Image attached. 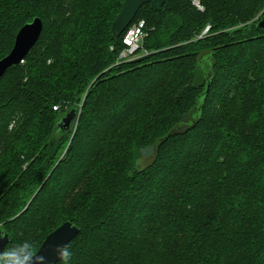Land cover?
Here are the masks:
<instances>
[{
  "label": "trees",
  "instance_id": "16d2710c",
  "mask_svg": "<svg viewBox=\"0 0 264 264\" xmlns=\"http://www.w3.org/2000/svg\"><path fill=\"white\" fill-rule=\"evenodd\" d=\"M124 2L0 0V60L44 23L0 80L6 248L71 222L70 264H264V0L147 4L129 61Z\"/></svg>",
  "mask_w": 264,
  "mask_h": 264
},
{
  "label": "water",
  "instance_id": "95a60500",
  "mask_svg": "<svg viewBox=\"0 0 264 264\" xmlns=\"http://www.w3.org/2000/svg\"><path fill=\"white\" fill-rule=\"evenodd\" d=\"M165 2L166 0H125L120 13L112 24L111 33L113 39H119L124 34L143 6L150 4L153 10L158 11L162 9ZM259 27L264 28V18L259 23ZM43 29L44 23L42 19L36 17L19 30L11 52L0 60V80L8 70L24 63L28 54L40 39ZM77 120V112L73 109L60 121L59 128L69 130L74 121ZM79 233L80 230L76 226H73L71 222H66L46 238L37 252L47 255L51 247L66 243L69 245ZM9 241V235L7 234V238L0 241V246L7 247ZM49 258L52 259L53 257L49 256Z\"/></svg>",
  "mask_w": 264,
  "mask_h": 264
},
{
  "label": "clouds",
  "instance_id": "9594fccd",
  "mask_svg": "<svg viewBox=\"0 0 264 264\" xmlns=\"http://www.w3.org/2000/svg\"><path fill=\"white\" fill-rule=\"evenodd\" d=\"M5 238L7 232L0 225V241ZM49 256L53 258L50 259ZM72 256L67 243L54 245L47 255L37 252L36 243L32 239H25L11 248L0 246V264H70Z\"/></svg>",
  "mask_w": 264,
  "mask_h": 264
},
{
  "label": "built area",
  "instance_id": "2783aa9c",
  "mask_svg": "<svg viewBox=\"0 0 264 264\" xmlns=\"http://www.w3.org/2000/svg\"><path fill=\"white\" fill-rule=\"evenodd\" d=\"M197 7L202 10L200 4ZM147 23L140 19L133 22L130 27L124 32L123 44L124 50L121 53V58L125 61L133 60L138 56L140 51H143L144 40L147 37Z\"/></svg>",
  "mask_w": 264,
  "mask_h": 264
},
{
  "label": "rangeland",
  "instance_id": "374dc122",
  "mask_svg": "<svg viewBox=\"0 0 264 264\" xmlns=\"http://www.w3.org/2000/svg\"><path fill=\"white\" fill-rule=\"evenodd\" d=\"M196 3V6H197V4L199 3V1H196L195 2ZM199 9V8H198ZM204 9H202V11H203ZM263 13H264V11L255 19V21H258L259 19L260 20H262L263 18H264V15H263ZM261 22V21H260ZM209 30V27L205 30V32H204V34L207 32ZM122 53V52H121ZM153 152H154V150H153V148H148V149H145V150H143V152H142V154H143V158L145 159V160H149L150 159V157L153 155Z\"/></svg>",
  "mask_w": 264,
  "mask_h": 264
}]
</instances>
